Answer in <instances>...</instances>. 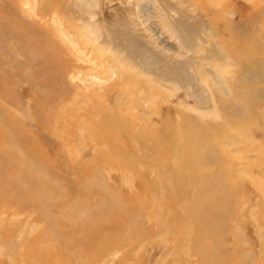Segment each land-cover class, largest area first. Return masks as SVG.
<instances>
[{
	"label": "rangeland",
	"instance_id": "rangeland-1",
	"mask_svg": "<svg viewBox=\"0 0 264 264\" xmlns=\"http://www.w3.org/2000/svg\"><path fill=\"white\" fill-rule=\"evenodd\" d=\"M66 1L0 0V264H264V0H174L191 45L214 32L207 115L116 69Z\"/></svg>",
	"mask_w": 264,
	"mask_h": 264
},
{
	"label": "bare ground",
	"instance_id": "bare-ground-1",
	"mask_svg": "<svg viewBox=\"0 0 264 264\" xmlns=\"http://www.w3.org/2000/svg\"><path fill=\"white\" fill-rule=\"evenodd\" d=\"M71 18L77 32L97 50L110 54L118 62L116 69L134 72L150 88L157 86L167 91V96L176 97L192 110L210 114V106L201 109L202 103H209L212 94L210 85H204L199 75L208 73L210 63L216 54L212 40L214 32L209 21L204 25L207 35L204 41L191 45L193 37L189 21L183 22L181 3L167 0H68ZM178 7V8H177ZM201 15H203L201 13ZM183 33V34H182ZM144 45L146 53L134 51L135 45ZM135 48V49H134ZM194 48V49H193ZM193 49V50H192ZM116 58V59H115ZM183 65L191 84L202 83L206 93L205 101L190 102L187 89L181 93L179 68ZM118 66V67H117ZM113 66L112 74L116 73ZM206 74V73H205ZM135 78V77H134ZM98 81L102 79L96 78ZM200 86V85H199Z\"/></svg>",
	"mask_w": 264,
	"mask_h": 264
}]
</instances>
